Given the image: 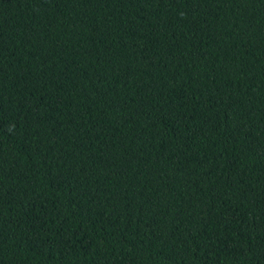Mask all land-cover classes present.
<instances>
[{"label":"trees","instance_id":"trees-1","mask_svg":"<svg viewBox=\"0 0 264 264\" xmlns=\"http://www.w3.org/2000/svg\"><path fill=\"white\" fill-rule=\"evenodd\" d=\"M0 264H264V0H0Z\"/></svg>","mask_w":264,"mask_h":264}]
</instances>
